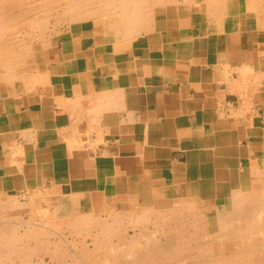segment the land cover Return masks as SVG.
I'll return each mask as SVG.
<instances>
[{"label":"crops","instance_id":"crops-1","mask_svg":"<svg viewBox=\"0 0 264 264\" xmlns=\"http://www.w3.org/2000/svg\"><path fill=\"white\" fill-rule=\"evenodd\" d=\"M113 4L0 59L3 217L171 189L217 211L264 169V0Z\"/></svg>","mask_w":264,"mask_h":264},{"label":"bare ground","instance_id":"bare-ground-1","mask_svg":"<svg viewBox=\"0 0 264 264\" xmlns=\"http://www.w3.org/2000/svg\"><path fill=\"white\" fill-rule=\"evenodd\" d=\"M118 2L121 0H0V54L7 58L25 55L26 44L22 36L18 38L21 27L38 30L64 17L86 20ZM250 190L252 202L234 200L236 215H217L211 221L192 216L195 212L190 204H182L185 216L179 217L171 209L172 203L154 200L146 202L147 209L119 211L109 221L95 219L81 206H61L50 213L47 207L28 205L22 210L31 218L23 226L20 220L21 224L14 221V213L21 208H10L6 217L0 214L4 228L0 230H4L0 232V264H46V257L47 264L66 260L70 264H177L183 259L188 264H264V178L255 179ZM130 228L131 235L127 233ZM53 230L71 234L55 242ZM70 237L84 243H63ZM87 238H92L91 245L85 242ZM65 245L81 249L64 250Z\"/></svg>","mask_w":264,"mask_h":264},{"label":"rangeland","instance_id":"rangeland-1","mask_svg":"<svg viewBox=\"0 0 264 264\" xmlns=\"http://www.w3.org/2000/svg\"><path fill=\"white\" fill-rule=\"evenodd\" d=\"M74 21H79V20H72L69 17H64V18L58 20L56 23L55 22H49L45 26H43V28H39L38 30H37V28H35V30H32V31H27V29H25L24 27L23 28L21 27L20 29H18V38L20 39V37L22 36L21 40H24V43L26 44V50H25L26 52L24 54L25 55L28 54L32 50V47H35V46L38 47L43 42H49L60 30L66 28L67 26H69L70 23H72ZM27 32H31V33H27ZM0 59H11V58H9V57L7 58V57H4V56H1V54H0ZM259 176L262 177V178H264V169L261 170L260 173L255 174V176H254L253 179L254 180L255 179L257 180L259 178ZM250 192H251V190H244L242 192V195L239 196V198H237V200L239 202L244 201L243 203H248V202L250 203V202H252L253 200L251 198H249ZM243 193H245V194L243 195ZM162 195H163V192H157V195L155 197H158V198H156L157 200H154V201H157V202H165V203H167V202L168 203H172L174 206L171 209L176 210L175 213L179 217L180 216H182V217L185 216V214L183 215V213L185 212V211H183L184 210V207L179 204L180 202H187V203L193 204V206H192L193 213L194 212L195 213L192 216H194L195 218H203V216H204L205 218L208 219V218H215L217 215H220V216H230V215H234V214L236 215V213H237V210H236L237 209V206L236 207H233V206H230V205L229 206H226L225 208H222V209L219 208V211H209V210H205L202 207H198L195 203L192 202V200H189V199H186V198H181L179 196L177 197V195H176V193L174 192L173 189H171V191H168L167 192V196H162ZM241 199H243V200H241ZM59 201H61V200L58 197H56L54 199H47L45 201L47 203V208H48V211L50 213H52L56 209V206H54L53 204L54 203H57ZM121 208L122 207H118V208H115V207L114 208H106V207H102V206L101 207H95V209L92 208L93 211H94L93 217L95 219H101V220H108L109 221V219L111 220L112 216L115 213L119 212V210H120V212H130V211H133V210L134 211L135 210L136 211H139V210L144 209V208L147 209L146 205H143L141 207L129 208V209H125V210H122V211H121ZM149 216H150V219H153L154 220V215L153 214L150 213ZM14 218H15V220H14L15 221V224H17V223L18 224H21L22 223L21 225L23 226L24 224H26L28 222V220H30L31 217L29 216V213H26L25 211H21L20 214L14 215ZM18 220H20L21 223L18 222ZM1 228L2 227L0 225V230H1ZM2 229H4V228H2ZM3 231H0V232H3ZM127 233H129L131 235V234L134 233V231H133V229L130 228ZM51 234L54 235V237H52L53 241L59 242V241H61L60 239H58L59 237H63L65 235H70L71 232H69L68 230H64V231H60V230L59 231H55V230H53L51 232ZM75 240L77 241V243L78 242L79 243L83 242L82 239H75ZM75 240H74V238H71L70 237V238H67V239H63V243H65V242H74ZM91 241H92V238H87L85 242L87 243V245L88 244L91 245L90 244ZM113 241H114V243H116L117 239H114ZM89 247L92 248V246H89ZM77 248H80V247H77ZM77 248H75V247L73 248V247L66 246V245H65L64 248L62 247V249H64V250H72V251L73 250H79ZM185 260L186 259H183L182 260L183 262L180 261L177 264H188L187 261H185ZM38 262L39 261H37L35 264H38ZM45 263L46 264L48 263L47 257L45 258ZM70 263L71 262H69V261L66 260V261H64L61 264H70Z\"/></svg>","mask_w":264,"mask_h":264}]
</instances>
